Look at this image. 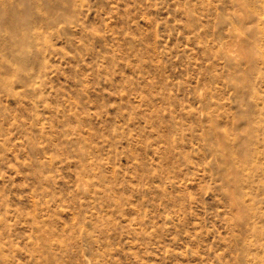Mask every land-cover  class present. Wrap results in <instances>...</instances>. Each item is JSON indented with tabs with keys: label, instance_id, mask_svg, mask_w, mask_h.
I'll use <instances>...</instances> for the list:
<instances>
[{
	"label": "rangeland",
	"instance_id": "1",
	"mask_svg": "<svg viewBox=\"0 0 264 264\" xmlns=\"http://www.w3.org/2000/svg\"><path fill=\"white\" fill-rule=\"evenodd\" d=\"M0 264H264V0H0Z\"/></svg>",
	"mask_w": 264,
	"mask_h": 264
},
{
	"label": "bare ground",
	"instance_id": "2",
	"mask_svg": "<svg viewBox=\"0 0 264 264\" xmlns=\"http://www.w3.org/2000/svg\"><path fill=\"white\" fill-rule=\"evenodd\" d=\"M242 22H244V23H249V20H248V18H247V16H243L242 18ZM237 52V51H236ZM235 52V53H236ZM238 53V52H237Z\"/></svg>",
	"mask_w": 264,
	"mask_h": 264
}]
</instances>
